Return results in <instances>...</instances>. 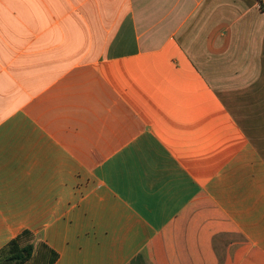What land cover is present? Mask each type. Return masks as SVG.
Returning a JSON list of instances; mask_svg holds the SVG:
<instances>
[{
	"label": "crops",
	"instance_id": "obj_1",
	"mask_svg": "<svg viewBox=\"0 0 264 264\" xmlns=\"http://www.w3.org/2000/svg\"><path fill=\"white\" fill-rule=\"evenodd\" d=\"M260 0H0V251L264 264Z\"/></svg>",
	"mask_w": 264,
	"mask_h": 264
},
{
	"label": "trees",
	"instance_id": "obj_2",
	"mask_svg": "<svg viewBox=\"0 0 264 264\" xmlns=\"http://www.w3.org/2000/svg\"><path fill=\"white\" fill-rule=\"evenodd\" d=\"M59 254L35 235L24 231L0 251V264H55Z\"/></svg>",
	"mask_w": 264,
	"mask_h": 264
},
{
	"label": "built area",
	"instance_id": "obj_3",
	"mask_svg": "<svg viewBox=\"0 0 264 264\" xmlns=\"http://www.w3.org/2000/svg\"><path fill=\"white\" fill-rule=\"evenodd\" d=\"M259 4H260V8H261L262 12L264 13V0H260Z\"/></svg>",
	"mask_w": 264,
	"mask_h": 264
}]
</instances>
